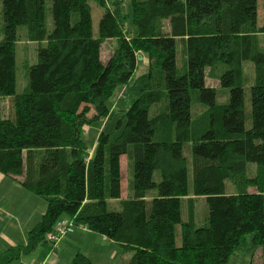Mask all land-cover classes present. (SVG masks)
Wrapping results in <instances>:
<instances>
[{"label": "trees", "instance_id": "trees-1", "mask_svg": "<svg viewBox=\"0 0 264 264\" xmlns=\"http://www.w3.org/2000/svg\"><path fill=\"white\" fill-rule=\"evenodd\" d=\"M49 1L51 32L45 0L0 1V174L46 206L0 264L33 252L58 222L131 252L126 264H228L258 249L261 261L249 264H264V0H130V15L123 0H94L103 9L96 36L89 0ZM19 26L37 50L35 64L23 57L26 87L16 94ZM118 88L130 102L106 131ZM99 121L89 146L83 135ZM122 156L133 169L124 198ZM196 198L205 199L199 226ZM70 264L90 260L77 254Z\"/></svg>", "mask_w": 264, "mask_h": 264}, {"label": "crops", "instance_id": "crops-1", "mask_svg": "<svg viewBox=\"0 0 264 264\" xmlns=\"http://www.w3.org/2000/svg\"><path fill=\"white\" fill-rule=\"evenodd\" d=\"M45 207L43 200L0 174V254L26 244L28 231L40 221ZM77 254L86 256L90 264H126L130 259L113 242L74 227L62 235L56 249L41 243L13 264H70Z\"/></svg>", "mask_w": 264, "mask_h": 264}, {"label": "rangeland", "instance_id": "rangeland-1", "mask_svg": "<svg viewBox=\"0 0 264 264\" xmlns=\"http://www.w3.org/2000/svg\"><path fill=\"white\" fill-rule=\"evenodd\" d=\"M1 1V0H0ZM105 3H107V5H110V0H104ZM89 6H90V10H91V24H92V31H93V35L96 36L97 33V28H98V23H99V19L102 15L103 9L100 8L94 0H89ZM0 7H1V2H0ZM123 7H124V14H128L130 15V0H123ZM50 9V1L49 0H45V24H46V29L48 32H51L53 29V21L49 12ZM262 20V11L261 9H259V21ZM0 26H1V16H0ZM126 26V30L130 28V22L127 21L125 23ZM16 36H17V44L15 47V76H16V88H15V92L16 94H20L23 92L24 88L26 87V81L23 78V57L24 55H27L28 57V62H29V66L33 65L36 63V50H37V43H31L28 41L27 38V34H26V28L24 26H19L17 27L16 30ZM264 41V37L261 38ZM116 45V41L111 40V41H107L103 44L102 46V50H101V57L103 59V61H105L108 56L111 53V48L114 47ZM178 48H177V55H176V59H177V65H180V58H179V53H178ZM143 61V59L141 58V62ZM148 63V62H147ZM146 60H145V64ZM143 68L139 67V69L135 72V74L133 75L132 79L137 77L141 72H142ZM245 77L248 78L249 80H251L252 82V78H253V74H252V68L249 64L245 65ZM206 83L209 86H213L216 87L217 89L219 88L218 82L216 80H213L211 78H206ZM250 84V83H249ZM249 84L247 83V85L244 87L245 88V100H246V108L248 110L249 108V103H248V86ZM221 91H226V90H220L218 89L219 94H221ZM127 93L125 91L124 88H118L115 92V95L113 97V100L111 102L115 103L114 107H115V112L118 111V109L120 108H125L128 106L130 99L127 97ZM110 102V104H111ZM227 102V96H225V101ZM5 104V103H4ZM6 105V104H5ZM6 108V106H5ZM202 110H204V107L200 104H198L197 106H194L192 108V114L194 116L195 113H200ZM157 111V106L153 105L151 106V108L149 109V117H153L156 114ZM117 117V112L116 114L113 115L112 119L108 121V124L105 126V130L106 131H110L113 127V123L114 120ZM102 122L104 123V121H99V122H95L93 123L88 129V134L83 135V139L84 141L89 145L92 146L95 143V138L98 135V131L101 128L102 129ZM184 153L187 155V152L184 151ZM120 168H121V174H122V182H121V196L124 198L126 196V189H127V183L128 181H130L132 179V174H133V169L132 166H130V164H128L126 158L124 156L121 157L120 160ZM158 180V177L156 179L155 177V181ZM188 187L189 190L191 189V168H190V164H189V168H188ZM186 201L185 199H183L181 201V218L183 221H186V216H187V207H186ZM194 207H195V219H196V224L199 226V222L201 220V217L203 216V213L205 212V199L204 198H196L195 199V203H194ZM107 210L108 211H119L120 210V205L117 201H109L107 202ZM248 240V238H247ZM175 244L176 246H180L181 242H180V230L179 227H177L176 229V238H175ZM258 251V252H257ZM259 252L260 250H255L254 251H242L238 254H236L235 256H233L230 259L229 264H249L252 260H254V262H260V256H259ZM125 255L130 256L132 255L131 252L125 253Z\"/></svg>", "mask_w": 264, "mask_h": 264}, {"label": "built area", "instance_id": "built-area-1", "mask_svg": "<svg viewBox=\"0 0 264 264\" xmlns=\"http://www.w3.org/2000/svg\"><path fill=\"white\" fill-rule=\"evenodd\" d=\"M69 231L70 223L65 224V222H58L56 223L53 231L46 236V242L51 245L52 248L56 249L62 235Z\"/></svg>", "mask_w": 264, "mask_h": 264}, {"label": "water", "instance_id": "water-1", "mask_svg": "<svg viewBox=\"0 0 264 264\" xmlns=\"http://www.w3.org/2000/svg\"><path fill=\"white\" fill-rule=\"evenodd\" d=\"M138 61H141V58H138ZM148 61H146V63H147Z\"/></svg>", "mask_w": 264, "mask_h": 264}]
</instances>
